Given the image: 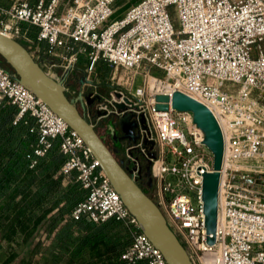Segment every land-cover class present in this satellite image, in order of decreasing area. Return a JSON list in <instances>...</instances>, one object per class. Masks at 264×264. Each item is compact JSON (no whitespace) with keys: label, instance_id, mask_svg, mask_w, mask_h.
<instances>
[{"label":"built area","instance_id":"obj_1","mask_svg":"<svg viewBox=\"0 0 264 264\" xmlns=\"http://www.w3.org/2000/svg\"><path fill=\"white\" fill-rule=\"evenodd\" d=\"M116 1L39 0L30 5L18 0L0 9V32L25 37L21 23L36 27L37 41L46 43L37 62L45 65L46 57L55 58L61 50L67 69L75 64L77 54H85L90 81H96L98 60L108 63L113 75L118 69L132 72V84L141 75L142 85L132 88L131 84L130 94L118 92L115 100L110 93L102 100L95 122L128 113L129 121L137 124V141L124 151L135 179L140 160L132 155V148L147 156L145 146L150 143L144 141L154 142L157 151L151 165L156 186L151 197L193 264H264V166H260L264 165V0H139L120 19L104 25ZM69 42L82 49L75 52ZM153 69L162 76L152 74ZM175 91L204 104L222 132V168L226 160L227 173L221 179V168L214 245L206 242L203 213V175L213 168L204 134L190 112H176L170 103L167 111L155 109L156 95L171 96ZM124 98L137 108L126 104L128 109L118 112L113 102L125 103ZM5 102L17 108L15 121L25 115L35 120L36 156L44 155L51 140L60 139L59 151L66 157L61 172H75L87 191L71 218L85 214L93 223L111 218L120 222L131 234V243L120 257L124 264H167L79 135L0 67V107ZM85 116L91 118V113L86 111ZM178 123L185 126L189 139ZM167 154L176 163L170 165ZM167 176L175 178L174 185ZM178 189L188 194L176 193ZM167 193L173 195L171 200Z\"/></svg>","mask_w":264,"mask_h":264},{"label":"trees","instance_id":"obj_2","mask_svg":"<svg viewBox=\"0 0 264 264\" xmlns=\"http://www.w3.org/2000/svg\"><path fill=\"white\" fill-rule=\"evenodd\" d=\"M98 63L107 64L111 75L112 67L102 60L94 72ZM17 112L8 102L0 107V245L13 248L4 263L23 249L30 261L38 258V264H60L86 251L98 252L90 264H124L120 257L131 243L129 230L112 218L100 223L85 214L71 218L87 191L75 172H61L66 157L59 151L60 139L51 140L43 156L34 154L39 138L36 122L29 115L15 121ZM117 160L124 165L125 157ZM124 169L130 172L129 165Z\"/></svg>","mask_w":264,"mask_h":264},{"label":"water","instance_id":"obj_3","mask_svg":"<svg viewBox=\"0 0 264 264\" xmlns=\"http://www.w3.org/2000/svg\"><path fill=\"white\" fill-rule=\"evenodd\" d=\"M0 57L12 69V77L17 79L25 88L30 90L37 98L42 100L56 115L74 130L89 148L99 167L105 173L110 184L118 193L123 204L135 217L143 233L152 244L160 250L167 264H193L187 251L179 242L175 234L168 227L166 220L155 202L147 196L131 172L124 169L122 161H118L99 134L95 127L90 124L76 107L77 101H82L79 94L76 99H69L65 95L64 82L73 68L67 67L59 80L52 78L45 70L44 65L34 60L30 52L14 38L0 32ZM118 100L120 93H111ZM155 109L167 111L170 103L171 109L176 112H190L193 123L203 132V144L212 154L213 168L210 173L203 175L202 201L207 244H215V233L218 214V190L220 170L222 168L224 143L221 129L209 111L201 102L180 92L175 91L168 95L155 96ZM125 103L113 102V107L122 112L136 106L124 98ZM130 115L124 113L120 120V126L124 133L123 138L136 142L137 136L134 130L135 122L129 121ZM154 146V142H148ZM211 236V237H210Z\"/></svg>","mask_w":264,"mask_h":264},{"label":"rangeland","instance_id":"obj_4","mask_svg":"<svg viewBox=\"0 0 264 264\" xmlns=\"http://www.w3.org/2000/svg\"><path fill=\"white\" fill-rule=\"evenodd\" d=\"M137 1L139 0H117L116 4L114 5L113 15L111 16V18H109L104 23V25L109 24L114 20L120 19L125 13L126 9L133 3H136ZM169 13H170L172 21L176 24L177 16L175 14L174 7L169 8ZM14 36H17V35H14ZM29 50L34 56H36L37 60H39L40 55H38L37 50L33 46H31ZM44 51L46 52V48L44 49ZM55 54H56L55 58L46 57V62L44 63L45 64L44 70L48 72L49 74L55 76L57 79H60L61 78L60 76L64 73L66 66H67V60L65 59L63 60V58L66 56V53L65 52L63 53L61 50H59V51H56ZM75 63L77 64L80 63L81 65L84 66L85 57L80 55L79 59ZM0 67L3 68L6 73L13 75L12 69L6 64V62L1 57H0ZM110 70L111 69L107 66V64L98 63L96 71L94 72V75H95L94 79L98 83H100V85L98 86V92L100 96L102 98H105V97L107 98L108 95L114 91L122 92L125 95L130 94V89H131V84H132L131 78L133 76V73L122 70V69H118L116 72L117 74L114 79L113 72L110 75ZM151 72L155 76H158V77L162 76V74L156 69H153ZM133 82L134 83L132 84V88L139 87L143 83L142 76L141 75L136 76ZM88 121L91 124L95 125L96 127H99V129L95 128V130L98 132L99 135L102 134V131L108 132V131H111L112 128L119 127L118 125L119 120L114 117L104 118L99 123L95 122L94 117L88 118ZM178 127L180 129H183V132L185 133L187 139H189L186 133V130H185V126L182 123H178ZM106 141L109 142L108 138H106ZM124 150H125V147H121L120 157L122 159H124L125 157ZM156 151H157V147H155V152ZM166 152H168V148H166ZM166 159L170 165H172L173 163H176V159L170 154H167ZM260 166H264V165L260 164ZM226 173H227V163H226L225 174ZM166 181H171L173 185L176 182L175 178L171 176H167ZM180 192H181L180 189H178L176 193H180ZM181 193L188 194L184 190ZM189 196H192V194L190 193ZM166 197L168 200H171L173 198V195L167 193ZM254 248L258 250L260 247L255 246ZM9 249H13V248H7V247H4L3 245H0V264H6L4 262L9 254ZM99 250L102 251L103 248H100ZM97 253H98L97 251H90V252L86 251L79 258H76V259H70L69 257H66L60 264H90L89 261L97 257ZM38 262H39L38 258H33V260L30 261L29 257L26 256L25 251L23 249H19L17 256L9 264H38Z\"/></svg>","mask_w":264,"mask_h":264},{"label":"flooded vegetation","instance_id":"obj_5","mask_svg":"<svg viewBox=\"0 0 264 264\" xmlns=\"http://www.w3.org/2000/svg\"><path fill=\"white\" fill-rule=\"evenodd\" d=\"M100 83L97 81H90L88 79V74L84 68L80 66H73L69 71L65 82V95L69 99H76L79 94L82 96V101L76 102V107L80 111V113L85 117L88 121V118L85 116V112L89 111L91 113L90 117H98L97 106L102 102L104 98H102L98 92V86ZM114 117L119 120V127L112 128L111 131L103 132L100 135L103 140L112 148L114 155L117 159H121L120 157V149L121 147H130L134 145L132 141L129 139L123 138L124 133L120 126L121 118L116 117L114 115H109L107 117L100 118L98 123L104 118ZM89 122V121H88ZM99 129V127L94 126ZM134 135L137 136V131L134 130ZM108 138V141H106ZM137 141V139H136ZM147 148V156H144L140 153L139 149L132 148V155L139 158L140 160V169L137 176V183L143 188V190L150 192L156 186L155 181L152 177V165L151 160L155 156V144L152 146L151 144L145 146ZM125 151V150H124ZM125 166H128L129 163L125 161Z\"/></svg>","mask_w":264,"mask_h":264},{"label":"crops","instance_id":"obj_6","mask_svg":"<svg viewBox=\"0 0 264 264\" xmlns=\"http://www.w3.org/2000/svg\"><path fill=\"white\" fill-rule=\"evenodd\" d=\"M18 0H0V9H8L14 2H16ZM26 2H28L30 5H35L39 0H24ZM45 3H49L50 0H44ZM116 4V2L114 3V5ZM113 5V8H114ZM1 19V16H0ZM20 28L22 30V32H25V37L23 36H16L14 37L15 40H17L19 43H21L24 47H26L28 50L31 48V46H33L37 52L38 55H42L44 53V49L46 48V43L41 41L38 42L37 41V32L38 29L36 27H32V26H28L24 23L20 24ZM69 45L74 49L75 52H78L79 50L82 49V45L78 44V43H73V42H69ZM64 53V51H62ZM32 57L34 58V60L38 61L36 56H34L31 53ZM82 55L85 57V63L84 66L81 65L80 63H75L73 66H80L82 68L85 69L86 71V67H87V56L85 54H77V60L79 59V56ZM112 74V73H111ZM117 73H115L114 75V79ZM55 77V76H54Z\"/></svg>","mask_w":264,"mask_h":264},{"label":"bare ground","instance_id":"obj_7","mask_svg":"<svg viewBox=\"0 0 264 264\" xmlns=\"http://www.w3.org/2000/svg\"><path fill=\"white\" fill-rule=\"evenodd\" d=\"M12 38L16 37V36H11ZM15 39V38H14ZM17 41V40H16ZM21 44V43H20ZM22 45V44H21ZM23 46V45H22ZM24 47V46H23ZM25 49H27L26 47H24ZM28 50V49H27ZM53 76V75H52ZM149 83L152 84L153 83V80L152 79H149ZM225 171H226V160L224 161V164H223V168H222V177L221 179H223L224 175H225ZM221 183H222V180H221ZM221 183H220V186H219V195L221 193ZM219 222H220V213H219ZM216 246V245H215ZM214 246V247H215Z\"/></svg>","mask_w":264,"mask_h":264}]
</instances>
